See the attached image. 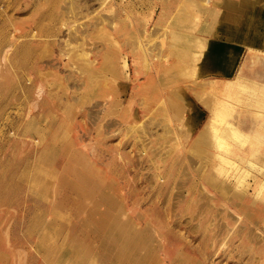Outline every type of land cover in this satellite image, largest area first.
I'll list each match as a JSON object with an SVG mask.
<instances>
[{
	"label": "rangeland",
	"instance_id": "1",
	"mask_svg": "<svg viewBox=\"0 0 264 264\" xmlns=\"http://www.w3.org/2000/svg\"><path fill=\"white\" fill-rule=\"evenodd\" d=\"M1 1L0 264H117L109 252L112 227L128 221L143 232L138 244L121 245L131 264H264V208L216 173L211 152L217 157V150L196 146L210 115L204 103L210 96L202 94L206 83L195 79L198 70L157 64L135 70L127 41L136 35L135 17L146 15L130 11L132 24L116 31L117 44L91 65L72 51L102 47L105 37L92 29L119 3L88 0L94 7L85 8L79 1L78 14L70 17V0H45L43 11H36L33 1L31 8L25 0ZM154 8L143 38L160 46L166 34L156 24L162 3L158 0ZM68 16L75 18L73 30H85L72 49L61 45L70 32L62 23ZM201 17L185 38L202 33ZM12 36L20 43L30 41L33 48L19 55V62L10 57L5 63L4 44ZM114 47L130 59L124 85L115 77ZM15 50L9 47L13 58ZM247 72L264 80L263 62H251ZM73 75L81 76L79 82ZM113 85L117 89L112 91ZM118 88L127 90L118 96ZM243 115L251 124L250 113ZM151 121L158 124L157 132L147 133L145 141L139 140L143 133L130 130V124L140 128ZM231 201L240 202L239 209L252 207V216L243 207L237 211ZM127 258L120 264H128Z\"/></svg>",
	"mask_w": 264,
	"mask_h": 264
},
{
	"label": "bare ground",
	"instance_id": "2",
	"mask_svg": "<svg viewBox=\"0 0 264 264\" xmlns=\"http://www.w3.org/2000/svg\"><path fill=\"white\" fill-rule=\"evenodd\" d=\"M31 1H33V8H35L36 11H43L42 2H44L45 0H25L26 6H32ZM70 1L71 3L67 1L69 4L66 8V12L70 14V17H75L78 14L77 10L78 8L80 10V7L77 6V3H79V1H84L83 4L85 5V8H90L91 6L94 7L93 3L88 2V0H74L73 2L72 0ZM149 1L150 0H101L102 4H110L111 2L119 3L118 8H111L109 9V12L107 14H102L101 16L99 15L100 17L98 16L99 18H97L96 23L94 25L95 28L92 29L93 34L95 32L102 34V36L105 37V42H103L102 47H99V45L97 49H95L96 46H93V44H91V48L83 53L78 52V50H73V55H77L79 57L81 56L83 59H85V63L87 62L91 65L95 64L98 61H101L100 59L102 57V54H104L105 51L110 50L112 46L117 44L115 43L114 33L125 28L127 26V23L132 24L129 18V12H134L135 10L136 14L143 15V17L146 15V18H141V20H139L138 17H135L134 21H136V24L134 26V33L136 35L131 39L129 38V42L126 40L129 48H131L132 54L135 56V70L138 73L140 68L143 69L144 67H150L155 64L174 68L193 66L196 68V70H198V72H196L197 77L195 79L201 78L202 80H204L208 90L214 92V94L216 93L217 96L220 97V101L213 104V107L211 106V118L204 125V129L201 130L202 133L200 137L196 139V146H199V149L204 148V150H217V157L220 159L221 164H218V167L215 170L216 173L219 176H222L223 178H226L230 182H232V184L235 185L239 191H241L240 194L246 195L249 200L255 203V206L257 205L261 207V209H263L264 128L261 127V125H256L255 127H250L247 129L242 128L241 125L243 121L240 118L242 114L240 108H246L249 111L252 119H260V115H262V118L264 119V82L258 81L260 79L256 80L254 78L245 76L242 73V70H238V67L241 66L242 58L245 55L246 51L248 54L247 58L249 57V59L246 58V60L243 61V64L247 63V61H249L248 63H255L258 60L262 61L264 64V0H159L162 3V12L160 13L161 15L157 19L156 24L159 25V28L163 29L164 33H166L162 39V43L160 46H158L160 43L157 45L155 44L156 42H154V38H152V40L154 39L153 41H150L151 38L149 40L143 38L144 33L149 27L150 21L152 20L155 14L156 8H154V6L157 5L158 2V0H155L157 1L156 3L154 0H151L152 4H150L151 2L149 3ZM20 2L22 1L20 0ZM0 4H2L1 0ZM55 4L56 3H54L53 6L57 5ZM148 4L151 6H149ZM1 6L2 5H0V17L3 15V12L1 11ZM31 6L29 7L31 8ZM146 7H150L148 11L151 12L148 15L145 14ZM241 10L244 11L243 17H241V14L239 12ZM200 16L204 17L205 19V23L202 28V33L200 35L192 34L193 36H188L185 38V36L189 34V32H187L188 29L190 30L198 28L197 25L199 23ZM70 17L68 16V19L67 21L65 20V23L62 22L70 32L68 31L69 33H66L67 36L63 39L61 45L70 47V49H72L74 46H76L74 45V43L78 41L79 35L82 36L85 30L81 31V29L77 28L73 30L72 26L74 25L73 21L75 18L72 19ZM208 18L210 19V23L208 22L209 24L206 23ZM178 20H181L180 24H178ZM56 21L54 22L53 20L54 23H56ZM191 21L193 22L191 23ZM43 23H45L44 20ZM50 23L52 24V22ZM54 23L52 25H54ZM51 24L49 25V28L52 27ZM57 26L60 27L59 24ZM195 26L197 28H194ZM53 27L55 28V26ZM87 27L88 26H86L84 29H86ZM39 28L40 27H38V29ZM38 29L37 31L41 32V30ZM55 30H58L57 27ZM46 31H49V29ZM50 31L53 32V30L51 29ZM33 32L34 34L36 33L35 31ZM151 32L152 31H150V33ZM34 34H30V36L34 37ZM168 34L170 35V37H168ZM159 37H161L160 33ZM146 38H148V36ZM23 41L25 40L23 39L22 43H20L21 40L17 41L16 37H13V39L9 37L7 43L4 44L7 49L4 56L2 57V61L4 60V62L6 63V60L12 57L13 60L16 59L15 61L19 62V55H23L24 52H28V50H31L33 48V44L30 41ZM14 46L16 50L15 55L13 53V58V56L9 53V47ZM157 48L161 49V51L156 52L155 50ZM117 50L119 51V47H114V56L116 58L114 59L113 67L116 72L115 77L119 81H117V83L124 85L127 83V79H130L129 77L131 72L129 71L130 65L128 61L130 59L129 56L124 55V53L120 54L117 52ZM32 52L30 53L33 54ZM90 57H94L95 60L91 59ZM25 59L26 58L24 54V60ZM29 60L30 59H28V61ZM10 62L12 63L14 61L11 60ZM22 63H25V61ZM141 63H143V67ZM214 73H218L217 75H225L226 77L224 76L225 79H221L218 76L216 77V75L213 76ZM210 75H212L213 77H210ZM73 76L74 79L77 78V76ZM80 77L81 76H79V79L77 78L76 81L79 82ZM87 79L88 76L84 73L82 80L83 84H85ZM82 82L77 84V89L81 86ZM111 84L109 83V85H107L109 86V89H111ZM114 88L115 85L112 86V91ZM126 90L127 88L123 89V91H120V89L118 88V93L116 94H118L119 96L122 93L126 92ZM193 92L201 95V92L199 93L198 90H194ZM202 94H204V92H202ZM34 108L35 106L33 105L31 109L34 110ZM177 110L181 111L180 105H178ZM157 125V123H153L152 121L150 122L149 126L143 125L140 128H137V126L139 125L136 126V124H130V130L135 129L137 130V132L143 133L142 135L138 134L139 140L142 139V137H145L143 138V140H146V136H148L149 133L151 134L153 132H157V129L155 130V128H158L156 127ZM149 127L150 129H148ZM178 130L179 128L177 129V131ZM144 132H146V135ZM166 133L168 134L167 136H169V132H167V130ZM11 134H14V132L11 131ZM177 134L179 135L180 133ZM210 183L215 186L216 182L211 181ZM253 202L250 203L253 204ZM231 203L237 211H240L243 207L242 211H244L243 209H245V211L247 210L248 212L252 208H248L243 204L239 209V206L241 205L239 204L240 202L238 203L237 201H231ZM248 213L251 215L250 212ZM112 228V235L114 236V241L111 245L112 248L109 250V252L112 255V259L117 264H120L121 260L128 257L127 254H122L121 245L126 244V242L130 244V241L134 244H138L141 241V234L143 232L142 230L136 229L130 221L123 224L122 222H115ZM127 231L128 234L126 233ZM125 233L127 235H125ZM261 235L262 234H260L259 236ZM136 251H138V249H136ZM126 260H128V264H131L129 257Z\"/></svg>",
	"mask_w": 264,
	"mask_h": 264
},
{
	"label": "crops",
	"instance_id": "3",
	"mask_svg": "<svg viewBox=\"0 0 264 264\" xmlns=\"http://www.w3.org/2000/svg\"><path fill=\"white\" fill-rule=\"evenodd\" d=\"M264 48V47H263ZM246 64V65H245ZM247 64H249V65H247ZM248 66H250V63H248V61H247V63H244L243 65H241L240 67H238V70H242V73L245 75V76H248V77H250V78H254V79H256V80H258V79H260V78H262V76H259V77H257L256 75H255V73L254 74H249V72L247 73V69H248ZM218 73H214V75L213 76H215L216 75V77L218 76L219 78H221V79H225V75H217ZM212 75H210V77H213ZM225 76V77H224ZM264 79V78H263ZM258 81H260V82H264V80H258ZM208 91V93L207 94H209V96L210 97H206L205 98V101H204V103H205V105L209 108V111H210V115H209V117H208V120L206 121V123L209 121V119L211 118V106L213 105V104H215V103H217L218 101H220V97L219 96H217V94L215 93H212V91H209L208 90V88H207V90H204V94H206V92ZM217 98V99H216ZM219 99V100H218ZM206 101H208L209 103H210V106H208L207 104H206ZM213 101V102H212ZM193 105H194V103H193ZM195 109H196V107H195ZM241 109V112H242V114H241V120L243 121V123H242V125H241V127L242 128H244V129H247V128H250V127H255L256 125H261V127H263L264 128V119L262 118V115H260V119H258L257 118V120L256 119H252V123L251 124H249V122L247 121V119H245V115H243V112L245 111H247V112H249L246 108H243V107H241L240 108ZM200 115V114H199ZM198 115V116H199ZM200 117V116H199ZM205 123V124H206ZM204 124V125H205ZM249 126V127H248ZM200 132V131H199ZM199 134V133H198ZM195 140H196V138H195ZM213 155V157H214V159H216V164L218 165H220L221 164V161H220V159L218 158V157H216V154H215V152L214 151H212L211 152Z\"/></svg>",
	"mask_w": 264,
	"mask_h": 264
}]
</instances>
